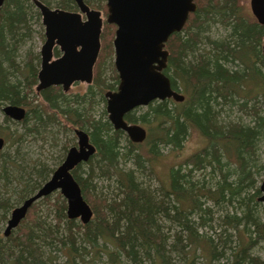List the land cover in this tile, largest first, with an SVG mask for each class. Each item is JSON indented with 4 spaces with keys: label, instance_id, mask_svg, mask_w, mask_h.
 Wrapping results in <instances>:
<instances>
[{
    "label": "trees",
    "instance_id": "1",
    "mask_svg": "<svg viewBox=\"0 0 264 264\" xmlns=\"http://www.w3.org/2000/svg\"><path fill=\"white\" fill-rule=\"evenodd\" d=\"M85 1L105 7L104 0ZM194 1L196 11L167 42L165 73L185 99L155 100L145 110L128 112V122H139L148 131L144 142L135 143L114 129L106 108L96 114L97 103L106 101V90L116 89L119 82L110 63L112 45L104 46L94 81L84 94L71 98L61 86H54L40 93L44 104L35 102L34 60L39 57L29 53L23 67L16 60L19 45L31 32L33 5L30 0H5L0 12V109L6 104L26 106L24 120L15 122L24 126L26 135L41 133L51 124L70 130L80 126L97 150L72 171L93 218L88 223L68 218L67 200L59 191L55 201L52 194L43 197L48 215L38 212L40 199L17 228L8 236L0 235V264H61L57 260L61 252L67 256L64 264H79L80 257L89 264L88 245L96 246L100 240L111 244L113 250L106 251L113 261L124 256L130 264H179L177 258L181 264H195L197 257H203L205 264H264L255 253L264 241V220L258 212L261 190L255 187L257 175L264 174L258 155L264 139V25L243 11L241 0ZM56 6L77 9L74 0H57ZM216 24L225 27L226 34L212 37ZM105 29L114 34L106 25ZM106 65L110 77L104 75ZM235 111L250 120L242 115L233 119ZM5 121L12 120L5 116ZM193 131L205 145L157 175L161 147L182 149ZM2 132L3 126L1 136ZM5 137L10 140L11 135ZM0 155L2 175L8 167L15 173L23 171L13 176L22 185V200L56 168L39 162L26 168L17 158ZM127 161L133 166L121 168ZM97 170L101 179L115 184L111 198L98 192ZM151 176L159 186L144 180ZM10 208L7 200L0 201L5 213Z\"/></svg>",
    "mask_w": 264,
    "mask_h": 264
},
{
    "label": "water",
    "instance_id": "2",
    "mask_svg": "<svg viewBox=\"0 0 264 264\" xmlns=\"http://www.w3.org/2000/svg\"><path fill=\"white\" fill-rule=\"evenodd\" d=\"M3 2L0 0V10ZM34 2L41 12L46 36L41 49L37 89L61 85L67 91L76 81L91 83L101 49V11L90 7L84 0H75L78 11L54 9L40 0ZM106 4V20L117 26L113 45L120 78L117 91L106 93V110L115 129L125 131L133 142H143L147 129L139 123H129L125 115L154 100H184L185 96L172 87L169 76L164 72L169 56L166 43L174 32L185 26L198 5L194 0H107ZM250 4L257 21L264 25V0H250ZM55 45L63 53L56 58L53 53ZM262 52L264 54V43ZM5 112L15 120L26 115L25 108L19 105H8ZM76 134L78 146L71 147L50 178L12 210L5 236L17 228L36 201L55 191L67 200L68 218L80 219L82 223L93 218V209L72 170L88 161L96 147L84 130L77 129ZM3 144V138H0V148ZM260 190L259 201L264 202V178Z\"/></svg>",
    "mask_w": 264,
    "mask_h": 264
},
{
    "label": "rangeland",
    "instance_id": "3",
    "mask_svg": "<svg viewBox=\"0 0 264 264\" xmlns=\"http://www.w3.org/2000/svg\"><path fill=\"white\" fill-rule=\"evenodd\" d=\"M31 1V4L33 5V8L30 12V26H31V32L28 37H26V40L22 41L19 45L18 52H17V63L21 67H23L27 61L28 54L32 55H39L41 46L43 45L45 41V28L42 23L41 14L38 11V8L34 5L33 1ZM51 3V6L57 7L56 2L57 0H48ZM105 4V0H104ZM241 4L243 6V11L248 14V16L253 17L251 12V4L250 0H241ZM103 5V4H102ZM101 5V8H98L102 11L103 19L105 20L107 17L106 13V7H103ZM78 10V8L76 9ZM36 12H39V15ZM106 28L111 31L112 25L109 24L107 26V23L105 24ZM107 31V29H103V35L104 39L102 41V47L104 48L105 45L111 44L113 39V33H105L104 31ZM227 29L223 27L221 24H216L212 27V31L210 35L212 37L219 36L221 34H226ZM111 62L114 66V54H113V46L111 47ZM103 52V51H102ZM105 53V51H104ZM40 56V55H39ZM35 64H38V67L40 68V59L38 62V59L35 58L34 60ZM107 64V63H106ZM104 75L106 77L112 76L110 73V67L108 65L105 66L104 69ZM88 84L85 82H77L71 86V88L67 91V95L71 98L75 97V95L78 94H84L88 90ZM36 91V86L34 87ZM37 92V91H36ZM38 95V92H37ZM35 102H39L40 104H44V99L42 96L38 95L37 100ZM34 102V104H35ZM99 102V101H98ZM106 102L100 101L96 105V114L99 115L102 112L103 108L105 107ZM142 110H145V106L142 107ZM227 113V112H226ZM234 115V116H233ZM239 115H242L240 112H234L232 113V117L238 118ZM242 118L245 121H249L250 117L242 115ZM3 126V132L2 136L6 140V144L3 147V149L0 150V154H3V156H6L4 154L10 155V157L15 160L14 158L18 159V163L22 164L24 167L28 168L30 165H34L35 163H42L45 166L52 168L57 167L60 162L63 159L64 153L66 150H64V147L67 146L69 148L70 146L77 143V136L75 135L74 131L70 130L69 128H62L58 126L57 124H51L50 127L47 129H43L41 133L35 134V135H29L24 134V126L22 124L15 123L14 121H5V115L4 112L0 110V130ZM144 126V125H143ZM5 135H11L10 140H8ZM1 136V135H0ZM127 136V135H126ZM128 137V136H127ZM129 138V137H128ZM205 145L204 140L200 136V134L196 131H193L186 142L184 143V146L182 149L179 150H173L171 146H163L161 147V156L159 157V161L156 163V172L157 175H164L166 173V170L170 168L171 165H177L184 161V159L190 155L191 153L197 151L201 147ZM146 147L145 144H143L142 149ZM258 155L260 158V161L262 164H264V139L260 142L258 147ZM1 157V155H0ZM7 157V156H6ZM1 160H0V201L7 200L9 202V206L11 207L9 211L5 213L4 209H0V235H4L5 228L7 226L8 219L11 215L12 210L20 205L22 203V199L20 198V191L22 189L21 183L16 178H13V176L18 177L19 173L22 172H16L15 168L8 167L6 171L3 170V175L1 174L2 168H1ZM132 167V161H127L126 163L121 162L120 167ZM88 167H83V169H87ZM27 170V169H26ZM30 171V170H29ZM97 175L95 178V182L98 185V192L103 195L104 198L109 197L111 198L113 193L115 192V184L107 179H101L99 177L98 170L96 171ZM31 179L36 180V175H30ZM154 177H156L154 175ZM151 176L150 178L144 177V180L147 182H150L152 186H159L160 181L157 178H154ZM256 180V186H260L261 181L264 178V174H258ZM151 179V181H150ZM58 193V191L53 192L50 199L52 201H55V196ZM39 206L38 212L40 214H44L45 216L49 214L48 205L46 202L41 199L37 202ZM259 214L261 218L264 220V202H260L259 205ZM218 214V213H217ZM79 222H81L80 219H78ZM209 230V228H207ZM203 229V230H207ZM211 233V231H209ZM89 254L85 256V260L89 262V264H130V261L126 259V257H120V262L113 261L110 257L109 250H113L110 243H105L102 240L98 241L96 246L88 245ZM107 250V251H106ZM255 253L260 255L264 259V241L260 243L259 247L255 249ZM200 254L198 253L197 256ZM67 259L66 253L61 252L60 258H58V262L61 264H64V261ZM118 259V258H117ZM176 263H183L180 258H177ZM79 264H84V260L80 257ZM143 264H148V262L144 261ZM195 264H205V259L203 257H197L195 259ZM222 264V263H221Z\"/></svg>",
    "mask_w": 264,
    "mask_h": 264
},
{
    "label": "flooded vegetation",
    "instance_id": "4",
    "mask_svg": "<svg viewBox=\"0 0 264 264\" xmlns=\"http://www.w3.org/2000/svg\"><path fill=\"white\" fill-rule=\"evenodd\" d=\"M33 1V3H34V5L37 7V5L35 4V2H34V0H32ZM40 1H42V0H40ZM75 1V0H74ZM85 1V0H84ZM4 2H5V0H4ZM4 2H3V6L2 7H4ZM43 3H45L44 1H42ZM86 2V1H85ZM87 3V2H86ZM107 0H105V7H106V13H107V16H108V8H107ZM46 5H48L47 3H45ZM75 4H76V2H75ZM88 4V3H87ZM89 5V4H88ZM48 6H50L51 8H53L51 5H48ZM77 6V5H76ZM90 6V5H89ZM2 7H1V9H2ZM90 7H92V6H90ZM38 8V7H37ZM55 8H60V7H54V9ZM92 8H95V7H92ZM60 9H64V8H60ZM95 9H97V10H100V9H98V8H95ZM64 10H68V9H64ZM38 11L40 12V10H39V8H38ZM69 11H74V10H69ZM76 11V10H75ZM78 11V10H77ZM101 11V10H100ZM0 12H1V10H0ZM251 12H252V9H251ZM40 14H41V12H40ZM252 15H253V17L256 19V17L254 16V14H253V12H252ZM101 16H102V11H101ZM41 18H42V15H41ZM102 18H103V16H102ZM106 19H107V17H106ZM104 20L103 19V26H102V32H101V36H100V40H101V49H100V53H99V56H100V54H101V52H102V50H103V47H102V41H103V37H102V35H103V29H104V27H105V24L107 23V24H110V23H108L107 22V20ZM257 20V19H256ZM42 23H43V21H42ZM110 25H113L114 26V28H113V31H114V34H113V40H112V46H113V54H114V69H115V72H116V74H117V76H118V79H119V82H120V78H119V74H118V71H117V69H116V66H115V49H114V45H113V41H114V38H115V31H116V28H117V26L115 25V24H110ZM186 25V24H185ZM263 25V24H262ZM185 27V26H184ZM183 27V28H184ZM44 28H45V26H44ZM182 28V29H183ZM181 29V30H182ZM180 30V31H181ZM180 31H178V32H180ZM175 33V32H174ZM170 38V37H169ZM45 40H46V36H45ZM169 40V39H168ZM168 42V41H167ZM44 43H45V41H44ZM43 43V44H44ZM263 45V44H262ZM43 46V45H42ZM42 46H41V49H42ZM261 48H262V46H261ZM41 49H40V52H39V55H38V62H39V59H40V68H41ZM166 49H168L167 48V43H166ZM169 50V49H168ZM53 53H54V58H56V57H59V56H61L63 53H61V51H60V48H59V46L58 45H55V47H54V49H53ZM263 53V52H262ZM169 54H170V51H169ZM99 56H98V59H97V62H96V64H95V66L98 64V60H99ZM168 60H169V56H168ZM95 66H94V71H93V79H92V82L91 83H87L88 85H90V84H92L93 83V81H94V77H95ZM167 66H168V63H167ZM40 68L38 67V72H39V70H40ZM167 68V67H166ZM166 68L164 69V72H165V70H166ZM38 72H37V85H36V91L38 92V95H40L41 96V92L43 91V90H38L37 89V86H38V84H39V79H38ZM166 74V73H165ZM167 75V74H166ZM77 82H82V81H76V82H74L73 84H75V83H77ZM119 82H118V84H117V88L116 89H109V90H106V92H105V98H106V105H105V107L107 106V97H106V93L108 92V91H117V89H118V86H119ZM86 83V82H85ZM72 84V85H73ZM71 85V86H72ZM54 86H61V85H53V86H50V87H54ZM71 86H70V88H71ZM49 88V87H48ZM61 88H62V86H61ZM69 88V89H70ZM68 89V90H69ZM45 90V89H44ZM62 90H63V88H62ZM67 90V91H68ZM67 91H65V90H63V92L64 93H67ZM36 92V93H37ZM178 92H180V91H178ZM181 94H183L182 92H180ZM184 95V94H183ZM185 99V98H184ZM152 103V102H151ZM150 104V103H149ZM148 104V105H149ZM8 105H18V104H6V105H4V106H2V108L0 109L2 112H4V115L5 116H7L8 118H10V120H12V121H14V122H21V121H23L24 120V118L26 117V115H25V117L23 118V119H21V120H15V119H13L12 117H10L9 115H7L6 114V112H5V108L8 106ZM148 105H146V106H148ZM19 106H21V107H24L25 108V110H26V114H27V111H28V108L26 107V106H24V105H19ZM145 106V107H146ZM139 107H144V106H139ZM139 107H136V108H139ZM136 108H134V109H132L131 111H133V110H135ZM131 111H129V112H131ZM106 112H107V110H106ZM107 115H108V112H107ZM108 119H109V117H108ZM125 119H126V115H125ZM110 121V120H109ZM111 122V121H110ZM129 123H131V122H129ZM134 123V122H133ZM136 123H139V122H136ZM112 124V123H111ZM139 124H141V123H139ZM113 125V124H112ZM142 125V124H141ZM143 126V125H142ZM114 127V126H113ZM143 127H145V126H143ZM146 128V127H145ZM77 129H80V130H84L85 132H87L88 133V131L87 130H85L84 128H82V127H80V126H74V127H72V131H74V133H75V135L77 136V134H76V130ZM115 129V128H114ZM147 129V128H146ZM118 130V129H117ZM119 130H121V129H119ZM123 131V130H122ZM126 135H127V133L125 132V131H123ZM147 133H148V131H147ZM89 134V133H88ZM128 136V135H127ZM89 137H90V134H89ZM129 137V136H128ZM0 138H3V140H4V144H3V147L5 146V144H6V140H5V138L3 137V136H0ZM130 139V138H129ZM78 136H77V143L76 144H74V145H72V146H70L69 148H66V152L64 153V156H63V159H62V161L60 162V164L59 165H61L62 164V162L65 160V157H66V155H67V153H68V151H69V149L71 148V147H73V146H78ZM131 140V139H130ZM90 141H91V138H90ZM132 141V140H131ZM92 142V141H91ZM133 142V141H132ZM144 142V141H143ZM93 143V142H92ZM135 143H137V142H135ZM138 143H142V142H138ZM94 144V143H93ZM95 145V144H94ZM3 147L2 148H0V150L1 149H3ZM96 147V146H95ZM96 150H97V148H96ZM96 153V152H95ZM87 162V161H86ZM83 163V162H82ZM58 165V166H59ZM79 165V164H78ZM57 166V167H58ZM56 167V168H57ZM55 168V169H56ZM54 169V170H55ZM73 171V170H72ZM54 172V171H53ZM52 175V174H51ZM56 192V191H55ZM34 194V193H33ZM26 199V198H25ZM24 199V200H25ZM23 200V201H24ZM40 200V199H39ZM22 201V202H23ZM37 202V201H36ZM33 206V205H32ZM30 210V209H29ZM29 212V211H28Z\"/></svg>",
    "mask_w": 264,
    "mask_h": 264
},
{
    "label": "bare ground",
    "instance_id": "5",
    "mask_svg": "<svg viewBox=\"0 0 264 264\" xmlns=\"http://www.w3.org/2000/svg\"><path fill=\"white\" fill-rule=\"evenodd\" d=\"M155 101V100H154ZM153 102V101H152Z\"/></svg>",
    "mask_w": 264,
    "mask_h": 264
}]
</instances>
